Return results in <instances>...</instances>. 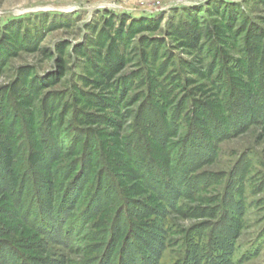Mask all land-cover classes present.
Segmentation results:
<instances>
[{"label":"rangeland","instance_id":"374dc122","mask_svg":"<svg viewBox=\"0 0 264 264\" xmlns=\"http://www.w3.org/2000/svg\"><path fill=\"white\" fill-rule=\"evenodd\" d=\"M0 264H264V0H0Z\"/></svg>","mask_w":264,"mask_h":264}]
</instances>
